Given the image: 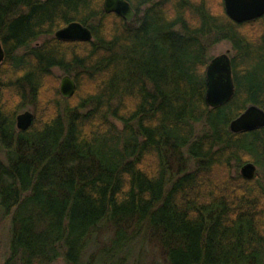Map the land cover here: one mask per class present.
<instances>
[{
    "label": "trees",
    "instance_id": "1",
    "mask_svg": "<svg viewBox=\"0 0 264 264\" xmlns=\"http://www.w3.org/2000/svg\"><path fill=\"white\" fill-rule=\"evenodd\" d=\"M126 1L132 23L104 0H0L5 264H264V182L231 176L249 161L264 178V129L229 128L249 105L264 110V17L235 24L222 1L219 14L206 0ZM74 22L93 42L55 39ZM257 24L255 42L242 31ZM219 42L237 53L236 94L210 109ZM55 69L76 83L67 101ZM27 107L35 123L19 132Z\"/></svg>",
    "mask_w": 264,
    "mask_h": 264
},
{
    "label": "water",
    "instance_id": "2",
    "mask_svg": "<svg viewBox=\"0 0 264 264\" xmlns=\"http://www.w3.org/2000/svg\"><path fill=\"white\" fill-rule=\"evenodd\" d=\"M103 10L105 14H115L126 23H132L136 12L126 0H104ZM225 14L235 24L260 20L264 17V0H224ZM55 39L62 42H93V34L90 29L80 23L74 22L57 31ZM230 51L214 57L206 68V104L210 109H217L229 103L236 94V86L233 77L232 60ZM5 60V51L0 41V65ZM60 94L62 98L74 97L77 86L70 76H65L61 81ZM35 123V116L29 111L20 114L16 120V128L19 132L28 131ZM230 131L238 135L251 133L264 129V110L256 105H249L237 119L231 122ZM257 165L246 163L241 167V176L248 181L256 178Z\"/></svg>",
    "mask_w": 264,
    "mask_h": 264
},
{
    "label": "rangeland",
    "instance_id": "3",
    "mask_svg": "<svg viewBox=\"0 0 264 264\" xmlns=\"http://www.w3.org/2000/svg\"><path fill=\"white\" fill-rule=\"evenodd\" d=\"M41 1V0H39ZM42 1H45V0H42ZM208 2V5L212 8L211 11H213L214 14H219L221 13V1H222V4H223V7H224V0H216V4L214 6H212V3H211V0H206ZM243 33H245L249 38L250 40H253L255 42H257L259 40V37H260V34L262 33V29H261V26L259 24L257 25H253L250 27V29H244L242 31ZM43 41H45L44 39H41L39 44H42ZM227 51H230V58L231 60L236 56V52L233 50V47L230 43L228 42H222L217 45H215L214 47H212L210 49V57L211 58H214V57H217V56H220L222 54H225ZM22 53V51L20 52ZM53 76L57 79L60 80V84H59V90H60V86H61V81L62 79L65 77V76H68V75H65L62 71H60L59 69H55L53 71ZM81 89H84L83 91L87 90V87L85 84H83V87ZM80 89V90H81ZM58 90V91H59ZM82 91V90H81ZM60 92V91H59ZM62 97V96H61ZM5 98L6 99H10L11 102H16V98H13V96L9 95L8 93H5ZM46 99L49 100V102H51V97L50 95H47L46 96ZM42 108V105L40 106ZM44 111H46L47 113H44V115L42 116L41 114L40 117H45L43 118L44 120L45 119H49L48 116L51 115L52 113V110L50 108H48L47 110L45 109V107H43ZM26 111H29L31 112L32 114H34V116L36 115L35 114V109L33 108H30V107H27L25 110L21 111L19 113L20 114H23L24 112ZM41 113L42 112V109L39 110ZM114 122V124L119 128V129H122V125L121 123L115 121V120H112ZM196 131L197 133H200L201 132V125H197L196 127ZM4 153L0 152V159L5 161V158H4ZM247 163H252V162H247ZM151 164V163H149ZM246 164V163H245ZM236 175H241V168L239 169H236V168H233L231 170V176L232 178L233 177H236ZM258 176V177H257ZM256 177L259 178L262 182L264 178L263 177V171L261 168H259L257 166V174H256ZM2 212H1V209H0V264H5V261H6V247L8 245V227H9V224L7 221H2ZM55 264H64L63 261L59 260L57 261Z\"/></svg>",
    "mask_w": 264,
    "mask_h": 264
},
{
    "label": "bare ground",
    "instance_id": "4",
    "mask_svg": "<svg viewBox=\"0 0 264 264\" xmlns=\"http://www.w3.org/2000/svg\"><path fill=\"white\" fill-rule=\"evenodd\" d=\"M18 116H19V115H18ZM18 116H17V117H18ZM16 120H17V119H16Z\"/></svg>",
    "mask_w": 264,
    "mask_h": 264
}]
</instances>
